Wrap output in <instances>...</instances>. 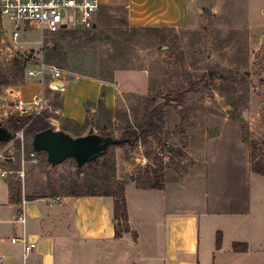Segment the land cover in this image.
Listing matches in <instances>:
<instances>
[{"label": "rangeland", "instance_id": "obj_1", "mask_svg": "<svg viewBox=\"0 0 264 264\" xmlns=\"http://www.w3.org/2000/svg\"><path fill=\"white\" fill-rule=\"evenodd\" d=\"M190 1L193 18L181 28H133L127 20V0H103L93 29L48 28L43 39L38 30L25 32L17 41L12 39V23L0 16V89L30 80L26 69L38 64L32 59L36 54L60 67L65 79L88 75L116 83L117 72H134V79L121 81L127 88L134 82L141 88L117 92L113 113L90 110L87 119L95 132L120 138L126 129L143 123L148 108L166 105L162 132L157 137L139 141L133 148L124 145L132 152L128 161L130 156L138 158L132 162L133 174L159 169L161 162L171 175L173 170L183 173L198 168L208 160L207 147L209 151L222 137L226 144L221 143L225 145L220 148L224 152L208 165L209 178L231 192L242 166L240 150L232 141L235 134L248 146L252 166L264 174V0ZM7 79L10 85H4ZM188 88L194 90L179 94V89ZM44 92L57 108L55 92L60 94L59 101L61 93L47 84ZM16 113L11 107L8 113L0 114V124L8 125ZM42 114L51 127L61 129L64 118L50 109ZM89 128L78 133L86 134ZM24 143V163L17 143L0 160L3 170L12 171L8 179L20 177L34 194H50L53 188L66 195L75 184L95 191V166L87 164L79 173L73 158L53 166L45 152L30 155L32 137ZM115 148H109L108 158H114ZM226 151H230L229 156ZM143 158L146 164L139 163ZM18 170L24 171V177ZM259 187L264 188V183L255 189L259 191Z\"/></svg>", "mask_w": 264, "mask_h": 264}, {"label": "crops", "instance_id": "obj_2", "mask_svg": "<svg viewBox=\"0 0 264 264\" xmlns=\"http://www.w3.org/2000/svg\"><path fill=\"white\" fill-rule=\"evenodd\" d=\"M193 9L190 0H127V20L132 27L181 28L193 18ZM134 74L119 71L116 83L82 75L63 77L60 89L47 85L61 93L57 114L83 124L89 116L88 102L103 97L113 109L117 92L140 89L135 82L127 88L121 81H131ZM41 90L37 78L19 86H2L0 114L8 113L19 98L30 108ZM237 135L232 141L240 150L242 166L231 192L209 178L208 165L224 152L222 137L209 151L207 147L208 160L198 168L183 173L173 170L172 175L165 170L162 189L139 188L132 179V162L138 158L127 160L132 153L128 145L115 148L116 175L126 181L129 223L138 234L136 240L131 232L115 237L111 196L34 194L25 182L23 202L13 204L8 175H0V264H264V255H252L264 253V188L255 189L264 183V174L254 169L250 150ZM30 196L36 198L27 200ZM14 238L34 242V251L25 258L23 242ZM235 242L246 243L247 250L236 251Z\"/></svg>", "mask_w": 264, "mask_h": 264}, {"label": "trees", "instance_id": "obj_3", "mask_svg": "<svg viewBox=\"0 0 264 264\" xmlns=\"http://www.w3.org/2000/svg\"><path fill=\"white\" fill-rule=\"evenodd\" d=\"M137 28V27H133ZM103 81H108L104 77L95 76ZM10 81L7 79L4 85H10ZM17 83H15L16 85ZM188 90L194 89H179V94L184 95ZM56 100L54 106L58 109L62 107V101H59L60 94L56 93ZM104 96V92L102 94ZM94 108L96 111H105L106 113H113L114 109L108 108L105 104V101L100 98L96 103L88 102L87 103V111H92ZM166 105L156 106L154 108H148L145 111L143 117V123L139 125L135 129H126L120 136V139L125 140L129 139L130 142L121 141L118 146L124 145H135L139 141L145 142L150 137H157L162 132V124L165 121L166 113H165ZM88 118V117H87ZM2 124H0L1 126ZM10 126L15 136V132L24 129L25 138L33 137V135L39 131L50 128V123L46 120L43 114L36 115L35 113H16L12 117H10L8 121V125ZM89 126L90 128H94L93 124L88 123V119L81 124L71 119L64 118L62 120L61 129L69 132L75 136H79L80 131ZM111 135V133H101V135ZM7 142L0 141L1 145H5ZM18 147L21 146V141H17ZM33 148V147H32ZM34 149V148H33ZM35 150V149H34ZM36 151V150H35ZM38 152V151H36ZM109 153L107 152L97 161L89 163L92 167H94V174L96 178V186L95 191H85V188L81 185L75 184L73 186V190L67 194L69 196H87V195H99V196H111L114 198V208H113V221L115 224V237H122L123 234L131 232L133 238L136 240L138 234L136 231L131 229L129 223V216L127 210V202L125 197V186L126 181L117 178L116 175V161L115 158H108ZM114 157V154H113ZM255 169V168H254ZM256 170V169H255ZM259 173H262L261 170H256ZM78 172H82V168H78ZM164 168L161 166L159 169H147L144 174L138 173L133 174L132 179L135 181L136 185L139 188L146 189H162L164 187ZM15 176V177H14ZM8 181L9 186V201L13 204H21L23 202V184L20 177H16L14 175ZM50 195L56 196L57 193L53 188L50 189ZM35 196L26 197L27 200L35 199ZM221 245V236L220 234L217 237V246ZM233 248L236 251H245L247 250V244L242 242H235Z\"/></svg>", "mask_w": 264, "mask_h": 264}, {"label": "built area", "instance_id": "obj_4", "mask_svg": "<svg viewBox=\"0 0 264 264\" xmlns=\"http://www.w3.org/2000/svg\"><path fill=\"white\" fill-rule=\"evenodd\" d=\"M103 0H0V16L2 19H7L12 23V29L9 34L14 40L23 37L27 31L38 30L41 32V39L44 38V30L48 28H67L80 31H88L93 29L97 24ZM33 61H36L35 67H28L26 69L27 76L37 78L42 85V90L36 97L29 103L23 99H17L12 106L14 112L35 113L36 115L42 114L46 110H51L55 113L59 112L58 108H53L49 103L44 87L48 85L55 89H60L56 82L63 79V71L60 67L53 63L46 62L42 55L32 56ZM48 77L50 80L48 81ZM21 141L20 152L23 156V163L25 162V134L24 129L15 132L14 138L7 142L0 148V160L5 159L6 153L12 152L14 144ZM38 152L34 149L31 150L32 157L37 156ZM146 158L139 161L141 164H146ZM9 172L0 168V175H8ZM21 177H24V171H18ZM19 219L24 220L22 216ZM20 240L24 244V257L26 258L31 254L36 244L28 242L26 239Z\"/></svg>", "mask_w": 264, "mask_h": 264}, {"label": "water", "instance_id": "obj_5", "mask_svg": "<svg viewBox=\"0 0 264 264\" xmlns=\"http://www.w3.org/2000/svg\"><path fill=\"white\" fill-rule=\"evenodd\" d=\"M56 84L60 88L63 87L60 81ZM13 135L14 131L10 126H0V141L9 142ZM121 141L130 142L129 139L122 140L113 135L98 134L92 127L86 134L79 136L50 127L33 135L32 147L38 152H45L48 162L53 166L73 158L77 167L82 168L97 161L110 147L118 145Z\"/></svg>", "mask_w": 264, "mask_h": 264}]
</instances>
